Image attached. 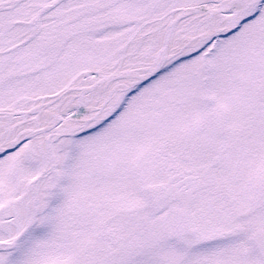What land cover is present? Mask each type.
Here are the masks:
<instances>
[{"label": "snow or ice", "instance_id": "1", "mask_svg": "<svg viewBox=\"0 0 264 264\" xmlns=\"http://www.w3.org/2000/svg\"><path fill=\"white\" fill-rule=\"evenodd\" d=\"M0 264H264V0H0Z\"/></svg>", "mask_w": 264, "mask_h": 264}]
</instances>
